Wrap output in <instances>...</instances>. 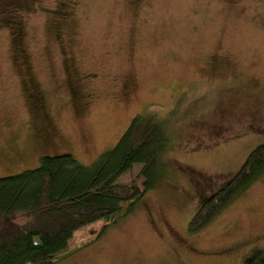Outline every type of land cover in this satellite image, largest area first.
I'll return each mask as SVG.
<instances>
[{
    "label": "rangeland",
    "instance_id": "1",
    "mask_svg": "<svg viewBox=\"0 0 264 264\" xmlns=\"http://www.w3.org/2000/svg\"><path fill=\"white\" fill-rule=\"evenodd\" d=\"M154 113L169 137L157 189L81 228L56 264H245L264 250V176L189 232L264 145V0H0V179L44 156L89 166Z\"/></svg>",
    "mask_w": 264,
    "mask_h": 264
},
{
    "label": "trees",
    "instance_id": "2",
    "mask_svg": "<svg viewBox=\"0 0 264 264\" xmlns=\"http://www.w3.org/2000/svg\"><path fill=\"white\" fill-rule=\"evenodd\" d=\"M121 140L89 166L71 154L40 158L34 170L0 179V264H56L74 234L99 220H114L124 204L157 189L168 152V121L156 113L136 116ZM235 177L199 208L189 227L198 234L264 176V145ZM142 167L138 180L121 183ZM141 182V183H140ZM245 264H264L256 249Z\"/></svg>",
    "mask_w": 264,
    "mask_h": 264
}]
</instances>
